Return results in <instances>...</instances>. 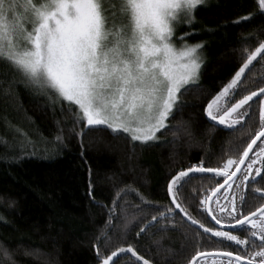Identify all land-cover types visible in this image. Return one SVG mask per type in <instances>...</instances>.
I'll return each mask as SVG.
<instances>
[{"label": "trees", "instance_id": "trees-1", "mask_svg": "<svg viewBox=\"0 0 264 264\" xmlns=\"http://www.w3.org/2000/svg\"><path fill=\"white\" fill-rule=\"evenodd\" d=\"M16 2L20 7L15 14L23 17L26 0ZM119 2L104 0L106 9ZM261 12L258 0H209L196 9L189 26L196 31L189 39L204 45L198 81L181 90L166 128L148 143L132 141L127 133L107 126L77 124L76 106L51 90L39 91L0 59V248L16 264H101L102 256L129 243L152 264H189L197 250L236 251L232 242L205 233L178 209L174 224L165 221L140 236L136 233L155 211L142 203L141 195L157 205L170 204L166 186L171 175L201 160L205 167L218 166L229 150L258 130L260 99L250 102L251 118L246 116L235 130L212 121L205 108L242 66L243 48L251 51L264 41ZM259 87H264V59L258 56L234 90V100ZM219 179L197 176L179 192V202L206 226L213 223L199 197L202 187ZM125 186L135 191L110 218L115 193ZM106 237H111L107 246ZM119 264L139 262L121 254Z\"/></svg>", "mask_w": 264, "mask_h": 264}, {"label": "snow or ice", "instance_id": "snow-or-ice-1", "mask_svg": "<svg viewBox=\"0 0 264 264\" xmlns=\"http://www.w3.org/2000/svg\"><path fill=\"white\" fill-rule=\"evenodd\" d=\"M202 3L122 0L120 11L126 15L127 25L114 30V26H108L104 0H26L23 17L15 14L20 7L16 0H0V59L10 63L39 91L51 90L76 106L77 124L104 125L114 132L127 133L132 141L148 143L157 140V132L166 128L181 90L196 86L203 63L199 52L204 45L188 44L185 37L189 33H185L179 37L182 43L177 47L173 37L181 23H192ZM258 6L264 14V0H258ZM243 51L246 59L242 66L205 108L207 117L232 130L246 116L251 118L245 109L249 101L264 96V87H259L232 102L233 90L245 70L258 56L264 59V41H259L254 50L245 46ZM259 115L258 130L246 143L229 150L231 154H226L218 166L205 167L201 160L171 175L166 186L170 204L157 205L141 195L142 203L155 211L136 235L158 223L174 224L178 209L205 233L222 238L221 242H232L230 246L236 248L197 250L189 264H264V187L257 186L264 184V99L260 100ZM77 134L82 135L83 129ZM56 140L62 142V135ZM197 176L220 178L214 186L202 187L204 194L199 197L200 207L214 226L201 223L179 202L180 190ZM130 191L135 190L125 186L115 193L108 210L110 218ZM256 200L261 202L250 207ZM133 207L139 212L145 210ZM223 223L229 225L228 230L219 227ZM235 232L247 235L241 238ZM110 240L106 237L105 246ZM96 251L99 254V247ZM0 253V264H16L7 249L0 248ZM121 254H130L139 264H152L130 243L102 256L101 264H119Z\"/></svg>", "mask_w": 264, "mask_h": 264}, {"label": "rangeland", "instance_id": "rangeland-1", "mask_svg": "<svg viewBox=\"0 0 264 264\" xmlns=\"http://www.w3.org/2000/svg\"><path fill=\"white\" fill-rule=\"evenodd\" d=\"M209 0H203V3H206V2H208ZM121 2H122V0H120V4L119 5H112L111 3L110 4H108L107 5V13H109L110 14V16L108 15V17H109V20H108V26L110 27V28H113V26H114V30H118V29H120V28H123L124 26H126L127 25V17H126V15L124 14V13H122L121 11H120V5H121ZM114 3V2H113ZM202 3V4H203ZM195 21V19L192 21V23ZM191 23V24H192ZM191 24L189 25V24H184V23H181L177 28H176V32H175V35H174V37H173V41L176 43V45H177V47H180L181 46V43H182V41L179 39V37L180 36H182V35H184L185 33H189V35L190 34H193V32H195L196 30L195 29H191V28H189V26H191ZM187 28H189V29H187ZM179 29H186V30H182L181 32H177ZM180 31V30H179ZM189 35L188 36H186L185 37V40H186V42L188 43V44H195L196 42H192L190 39H189ZM110 39H111V37H110ZM198 43V42H197ZM199 54H200V57H201V59L203 60V51H202V49L200 50V52H199ZM199 74H200V72H199ZM198 81V80H197ZM196 81V82H197ZM234 91V90H233ZM255 98V97H254ZM253 98V99H254ZM263 99H264V97H263ZM232 102H234V99L232 100ZM250 102L251 101H249V104H250ZM245 109H248L249 110V105H246L245 106ZM243 111V110H242ZM167 122H168V120H167ZM218 123V122H217ZM104 126V125H103ZM157 137H158V132H157ZM158 139H159V137H158ZM157 139V140H158ZM262 139H264V138H262ZM157 140H155V141H157ZM224 218H226V217H224ZM225 221H226V219H225ZM225 264H226V261H225Z\"/></svg>", "mask_w": 264, "mask_h": 264}, {"label": "flooded vegetation", "instance_id": "flooded-vegetation-1", "mask_svg": "<svg viewBox=\"0 0 264 264\" xmlns=\"http://www.w3.org/2000/svg\"><path fill=\"white\" fill-rule=\"evenodd\" d=\"M263 97H264V96H262V97L260 98V100L263 99ZM259 143H260V142H259ZM222 202H223V201H222ZM212 206L215 207L214 204H213ZM217 215H221V214H217ZM224 219H227V218H224ZM224 224H227V223H224ZM213 226H214V224H213ZM234 234L240 236L241 238H244V237L247 235V233H245V232H236V233H234ZM256 242H257V244H259V240H258V238L256 239Z\"/></svg>", "mask_w": 264, "mask_h": 264}, {"label": "water", "instance_id": "water-1", "mask_svg": "<svg viewBox=\"0 0 264 264\" xmlns=\"http://www.w3.org/2000/svg\"><path fill=\"white\" fill-rule=\"evenodd\" d=\"M254 99H256V98H254ZM253 99V100H254ZM259 143V141H257V144ZM254 149H255V146H254ZM250 155H251V153H250ZM239 175V174H238ZM209 217V216H208ZM210 218V217H209ZM210 220H211V218H210ZM212 221V220H211ZM212 223L214 224V221H212ZM219 227H222L224 230H228V228H229V225L228 224H222L221 226H219ZM198 260H199V258H198Z\"/></svg>", "mask_w": 264, "mask_h": 264}, {"label": "bare ground", "instance_id": "bare-ground-1", "mask_svg": "<svg viewBox=\"0 0 264 264\" xmlns=\"http://www.w3.org/2000/svg\"><path fill=\"white\" fill-rule=\"evenodd\" d=\"M260 142V141H259ZM211 221V220H210ZM212 222V221H211Z\"/></svg>", "mask_w": 264, "mask_h": 264}]
</instances>
